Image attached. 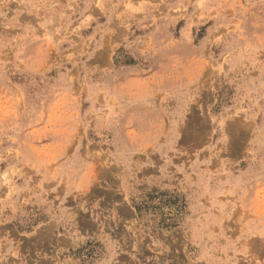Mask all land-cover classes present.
<instances>
[{
  "label": "rangeland",
  "instance_id": "1",
  "mask_svg": "<svg viewBox=\"0 0 264 264\" xmlns=\"http://www.w3.org/2000/svg\"><path fill=\"white\" fill-rule=\"evenodd\" d=\"M0 264H264V0H0Z\"/></svg>",
  "mask_w": 264,
  "mask_h": 264
}]
</instances>
